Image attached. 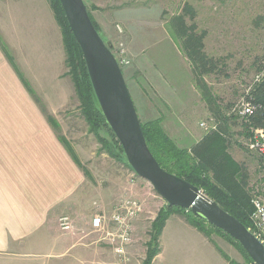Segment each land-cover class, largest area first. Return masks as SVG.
<instances>
[{"label":"crops","instance_id":"1","mask_svg":"<svg viewBox=\"0 0 264 264\" xmlns=\"http://www.w3.org/2000/svg\"><path fill=\"white\" fill-rule=\"evenodd\" d=\"M89 1L95 8L91 12L94 21L99 30H105V19L100 15L107 3ZM155 88L167 104L163 108L159 101H150L160 107L156 114L160 112L168 118L170 110L172 118L182 125V135L187 134L183 138L194 140L181 121L186 111L182 108L190 103L183 104L178 99L185 98L184 93L181 96L178 89L175 93L162 84ZM75 103L79 107L77 115L67 114ZM79 119L84 120L67 76L62 35L49 1L0 0L1 259L81 264L105 254L107 258L99 264H106L108 257H113L107 243L101 241L102 235L92 230L91 219L96 214L109 216L122 199L136 198L143 185L130 181L122 172L112 175L113 166L108 165L107 183L98 188V158L82 162L87 150L67 140L68 130L75 132L73 126L81 122ZM202 138L194 140V145ZM143 208L145 212L144 203ZM62 217L70 219L72 231L58 230ZM138 219L134 221L133 234ZM37 247L46 252L35 254ZM131 247L127 249L129 253ZM100 249L105 252L100 253ZM70 250L74 253H68ZM152 264L230 263L208 238L173 214L162 229L159 252Z\"/></svg>","mask_w":264,"mask_h":264},{"label":"rangeland","instance_id":"2","mask_svg":"<svg viewBox=\"0 0 264 264\" xmlns=\"http://www.w3.org/2000/svg\"><path fill=\"white\" fill-rule=\"evenodd\" d=\"M92 1L96 4L107 3L105 12L100 15L102 19H105L103 20L105 30H99V34L105 44L112 46L111 52L123 73L139 121L161 119L163 131L172 138L177 147L188 150L194 145V140L212 133L204 131L199 126L201 122L216 125L217 132L229 144L228 154L247 174L246 190L250 199L258 197L264 200V178L258 170L259 156L249 151L246 146L252 137V131L248 129L246 132L245 120L238 119L233 113L235 107L238 108L241 101L247 100L257 83L264 79V69H260L264 65L262 62L258 63V58L264 57V0ZM83 3L91 8L89 0ZM94 9H90V12H94ZM186 13L185 26L194 25L195 34L203 38V52L214 65L212 72L203 77L213 103L207 99L204 100L206 92L198 89L194 69L186 57L182 40L176 39L172 33L170 21L173 17L181 14L184 16ZM120 45L125 52V62L128 64H119ZM161 84L169 90H174L175 93L178 89L181 96L183 92L186 97L178 98L184 101L183 104L190 102L182 108V111H186L185 118L181 121L191 131L190 135L194 140L183 138L187 134L182 135L184 134L182 125L172 118L170 110H168V118L163 113L156 114L159 106L150 101L153 102L154 99L159 101L163 108L166 104L164 102L166 100L155 90V86ZM77 103L70 107L68 112L66 111L67 114L77 115L76 112H79ZM80 121H76L77 123L73 126L75 132L68 130L67 140L70 145L75 142L87 150L81 157L82 162L87 158H98L99 167L96 173L98 188L104 187L107 183L105 175L108 165L113 166L110 167L112 175L122 172L128 179L130 177L143 185L140 186L139 195L136 198H140V201L144 203L146 211L144 212L143 208L141 219L139 217L140 222L136 224L132 235L130 253L128 252L131 257L130 264H142L147 251L146 245L149 242L151 223L155 220L160 208L164 205L168 207L167 202L154 191L150 184L135 174L124 154H121L112 142L108 141V148L100 145L94 135L89 132L84 120ZM66 128H69L68 125ZM103 135L107 136V132L104 131ZM77 160L80 163V159ZM174 214L183 219L186 215L185 212ZM57 227L60 230L58 223ZM262 234L264 244V233ZM209 239L234 259L235 261L231 260L224 253L233 263L249 264L245 262L243 255L224 238L212 233ZM102 250L100 253L105 252ZM33 252L42 254L46 252V249L37 247ZM68 253L73 254L74 250ZM106 258L105 254H100L97 259L92 260L93 262L81 264H99ZM109 258L110 256L106 264L112 263L113 257ZM6 259L0 258V264H44L38 259L22 262L11 261L8 257ZM51 264L68 263L52 262Z\"/></svg>","mask_w":264,"mask_h":264},{"label":"trees","instance_id":"3","mask_svg":"<svg viewBox=\"0 0 264 264\" xmlns=\"http://www.w3.org/2000/svg\"><path fill=\"white\" fill-rule=\"evenodd\" d=\"M48 1L62 35L67 76L73 84L75 94L80 103L81 115L89 128V132L94 135L100 145L108 148V141H110L123 154L118 141L101 113L89 81L82 53L68 27L60 3L58 0ZM91 8H94V6H91ZM87 11L94 28L100 33L91 15L90 8L87 7ZM186 16L187 13L184 16L181 14L173 17L170 21L172 33L176 39L182 40L186 57L194 69L198 89L206 92L204 100L207 99V101L213 103L211 95L204 84L203 77L212 72L214 65L212 60L203 52V38L195 34L194 25L191 27L185 26L184 18ZM261 62L264 65V57L258 58V63L260 64ZM260 69H264V67L261 66ZM247 100L254 107V111L245 119V131L247 132L248 129H262L264 131V79L257 83ZM50 120L53 124L52 119ZM140 126L149 151L164 171L196 187L203 195L216 202L244 227L250 228V216L253 212V206L246 190L247 174L240 164L236 163L228 154L229 144L222 135L217 131L209 132L210 134H206L201 141L188 150L177 147L175 142L163 131L161 119L140 122ZM104 131L107 132V136L103 135ZM220 132L225 134L223 131ZM62 142L65 143L63 139ZM68 151L75 159L69 147ZM258 170L264 178V158L262 156L258 157ZM176 212H185V221L206 238L209 239L212 233L224 238L243 255L245 262H251L246 253L233 239L222 231L208 225L202 219L195 217L190 210L168 208L164 205L159 209L155 220L151 223L149 242L146 245L147 251L142 264L153 263L159 252V238L166 220ZM210 242L230 264H235L214 242L211 240Z\"/></svg>","mask_w":264,"mask_h":264},{"label":"water","instance_id":"4","mask_svg":"<svg viewBox=\"0 0 264 264\" xmlns=\"http://www.w3.org/2000/svg\"><path fill=\"white\" fill-rule=\"evenodd\" d=\"M85 63L101 113L118 141L128 165L152 186L168 207L190 210L233 239L254 264H264V244L216 202L183 179L164 171L149 151L123 73L110 44L94 28L83 0H58ZM116 115L117 129L109 121Z\"/></svg>","mask_w":264,"mask_h":264},{"label":"built area","instance_id":"5","mask_svg":"<svg viewBox=\"0 0 264 264\" xmlns=\"http://www.w3.org/2000/svg\"><path fill=\"white\" fill-rule=\"evenodd\" d=\"M119 28V27H118ZM119 31L120 28L118 29ZM119 54L121 56L119 64L125 62V52L120 45ZM254 111V107L248 100L241 101L238 108L235 107L233 113L238 119L245 120ZM206 132L218 131L216 125H208L201 122L199 125ZM252 137L246 144L247 149L264 158V131L262 129H251ZM134 182V180L130 179ZM253 212L250 216V228L248 230L260 242L264 233V200L255 197L251 200ZM143 212V203L133 197L122 199L113 209L109 216L96 214L91 219L92 230L102 235L101 241L106 242L113 256L111 264H130L131 257L128 247L132 244L133 224ZM59 229L63 232L72 231L73 224L68 217L58 220ZM263 243V242H262ZM249 264H254L250 262Z\"/></svg>","mask_w":264,"mask_h":264},{"label":"bare ground","instance_id":"6","mask_svg":"<svg viewBox=\"0 0 264 264\" xmlns=\"http://www.w3.org/2000/svg\"><path fill=\"white\" fill-rule=\"evenodd\" d=\"M113 113V112H112ZM109 121L110 123L113 124V126L115 127L116 131H118L117 129V124H118V121L116 122V115L113 113V115L109 116Z\"/></svg>","mask_w":264,"mask_h":264}]
</instances>
